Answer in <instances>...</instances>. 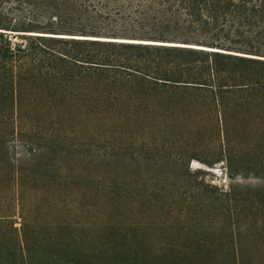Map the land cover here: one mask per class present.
Listing matches in <instances>:
<instances>
[{
	"label": "rangeland",
	"instance_id": "374dc122",
	"mask_svg": "<svg viewBox=\"0 0 264 264\" xmlns=\"http://www.w3.org/2000/svg\"><path fill=\"white\" fill-rule=\"evenodd\" d=\"M182 5L0 0V35L27 61L83 55L132 75L84 79L76 99L39 83L14 102L0 91L18 166L1 189L5 264H264V60L245 56L264 46Z\"/></svg>",
	"mask_w": 264,
	"mask_h": 264
},
{
	"label": "trees",
	"instance_id": "16d2710c",
	"mask_svg": "<svg viewBox=\"0 0 264 264\" xmlns=\"http://www.w3.org/2000/svg\"><path fill=\"white\" fill-rule=\"evenodd\" d=\"M183 3H188V9L192 10L195 16L202 19V22L210 26H219L220 28H225L231 30L241 36L247 34L258 44L264 46V0H177V5L182 10H185ZM0 24V28H2ZM0 31H2L0 29ZM43 35L44 36H57L52 34L38 33V32H27L31 35ZM65 38H73V36L65 35ZM77 38L76 36H74ZM80 37H92V36H80ZM100 37H92L85 39H96L91 40L88 45L93 47L104 46L98 42ZM105 38V37H104ZM84 39V38H83ZM120 39V38H112ZM76 40V39H72ZM129 40V39H127ZM109 41V40H101ZM112 41V40H111ZM135 43V42H134ZM169 43V42H164ZM130 42L118 41L117 46L121 49L132 48ZM178 44V43H175ZM147 46H152L156 44H144ZM186 45V44H185ZM174 48H186L192 50L208 51L210 49L196 48L192 46H180V45H166ZM180 46V47H178ZM205 47V46H199ZM209 48V47H205ZM212 52L220 53L227 52L221 49L212 50ZM252 52H260L254 50ZM234 54L235 56H242L241 53H228ZM253 54V53H251ZM256 55V54H253ZM33 61H27L24 57L23 51L18 47L11 46L7 39H4L0 35V91L1 93H9L12 102L15 99L14 91L18 89L19 86L22 88L32 87L35 84H41L42 86L50 85L54 91L55 96H61L64 98L65 91L72 89L77 95L75 99L79 96L76 91L79 90L80 86L85 84L84 79H90L89 81L93 85H98L101 87H110L111 85H116L122 81V75L130 77V75L125 71L129 69L124 64H112L104 62H94L90 58L85 56H78L67 58V56L62 54H53L44 52L42 50H35L32 55L29 54ZM249 59L258 60L263 57H256L252 55ZM86 66V67H84ZM139 74L140 83L145 80L141 77L143 72L136 70ZM24 75V76H21ZM145 77L149 75L145 74ZM105 92V91H104ZM4 125L0 122V204L2 200L1 189L5 186L11 185L15 181V172L18 169L17 163H15V157L11 150L14 148L11 145L9 139L5 137L3 132ZM1 207V205H0ZM1 224V220H0ZM7 263L2 250V240L0 232V264Z\"/></svg>",
	"mask_w": 264,
	"mask_h": 264
},
{
	"label": "bare ground",
	"instance_id": "6f19581e",
	"mask_svg": "<svg viewBox=\"0 0 264 264\" xmlns=\"http://www.w3.org/2000/svg\"><path fill=\"white\" fill-rule=\"evenodd\" d=\"M35 34V33H34ZM60 36H65V35H60ZM84 38H92V37H84ZM100 40H112V41H124V42H133V41H136V42H139V43H153V44H159V45H168V44H172V43H164V42H150V41H140V40H127V39H112V38H98ZM182 46H186L184 44H182ZM189 46V45H188ZM192 46V45H190ZM192 47H197V48H204V49H210V48H205V47H198V46H192ZM210 50H216V49H210Z\"/></svg>",
	"mask_w": 264,
	"mask_h": 264
}]
</instances>
